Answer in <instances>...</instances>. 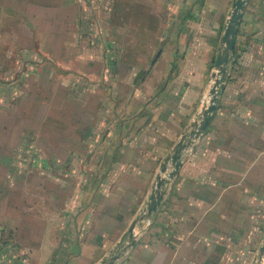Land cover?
<instances>
[{
    "label": "crops",
    "instance_id": "crops-1",
    "mask_svg": "<svg viewBox=\"0 0 264 264\" xmlns=\"http://www.w3.org/2000/svg\"><path fill=\"white\" fill-rule=\"evenodd\" d=\"M53 1L0 0L1 33L14 20L13 38L30 45L12 51L34 58L29 91L21 76L13 93L0 85L10 105L0 107V264H100L118 253L200 118L234 2L95 0L90 20L52 11L79 13L83 0ZM217 106L116 264L256 261L264 0L245 6Z\"/></svg>",
    "mask_w": 264,
    "mask_h": 264
},
{
    "label": "water",
    "instance_id": "water-1",
    "mask_svg": "<svg viewBox=\"0 0 264 264\" xmlns=\"http://www.w3.org/2000/svg\"><path fill=\"white\" fill-rule=\"evenodd\" d=\"M248 1L249 0H234L232 4L230 15L222 36L219 54L215 62L216 71L212 76L211 90L207 95L208 103L204 105L203 110L200 113V118L193 123L190 132L187 135H184V137L175 146L173 154L169 159L173 170L167 173L166 164L163 165L161 173L156 180L153 194L128 231V240L119 249L117 254L108 257L100 264H116L122 255L135 245L137 237L143 232L144 224L161 205L164 197L165 186L180 170L184 156L187 155L196 140L199 139V137L208 129L213 114L217 111V103L224 89L227 79L228 66L233 59L238 31L242 22L245 6ZM254 264H264V242L259 250L258 257Z\"/></svg>",
    "mask_w": 264,
    "mask_h": 264
},
{
    "label": "rangeland",
    "instance_id": "rangeland-1",
    "mask_svg": "<svg viewBox=\"0 0 264 264\" xmlns=\"http://www.w3.org/2000/svg\"><path fill=\"white\" fill-rule=\"evenodd\" d=\"M9 2V0H6ZM54 0L53 3H56ZM94 1L95 0H83V7H80L79 13H78V6L76 9L74 8H61V7H54V10H52L56 15H63L66 18H71L74 15L85 17L87 15L90 20H94L95 18V9L94 7ZM78 2V0H77ZM24 3H19V6H22ZM18 6V3H17ZM26 6H24L25 10ZM76 11V12H75ZM27 11H24V14H22V23H24L25 20H27V24H29V18L28 15H25ZM28 14V13H27ZM80 18V19H82ZM76 30L78 27H75ZM1 29V28H0ZM14 30V20L11 21L10 24L6 25V30L3 31L4 33H1L0 35V85L4 86L1 83H4L6 85V93H13V86L16 84H19L21 81V77H23V81L26 84V88L24 90L29 91V85L34 82L33 77L30 75V71L33 69L31 62L34 58L30 56H17L14 51V48L16 46L21 47H27L30 45V42L27 39H22L20 42L16 41L13 38V32ZM11 38V39H10ZM21 76V77H20ZM20 79V81H19ZM17 90H20L19 87L16 88ZM2 96V95H1ZM0 107L5 108L8 110V107H10L8 102H1L0 101Z\"/></svg>",
    "mask_w": 264,
    "mask_h": 264
},
{
    "label": "built area",
    "instance_id": "built-area-1",
    "mask_svg": "<svg viewBox=\"0 0 264 264\" xmlns=\"http://www.w3.org/2000/svg\"><path fill=\"white\" fill-rule=\"evenodd\" d=\"M207 103H208V97L205 98L204 105H206ZM147 224H149V219L146 221V223L144 224V226L147 225Z\"/></svg>",
    "mask_w": 264,
    "mask_h": 264
}]
</instances>
